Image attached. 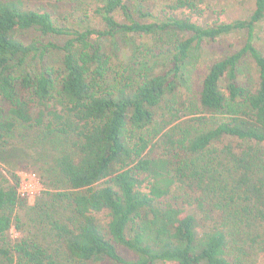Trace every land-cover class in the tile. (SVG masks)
Returning a JSON list of instances; mask_svg holds the SVG:
<instances>
[{
	"label": "trees",
	"instance_id": "trees-1",
	"mask_svg": "<svg viewBox=\"0 0 264 264\" xmlns=\"http://www.w3.org/2000/svg\"><path fill=\"white\" fill-rule=\"evenodd\" d=\"M206 1L71 0L61 20L48 6L0 0V143L39 127L66 185L25 232L19 210L35 207L17 175L0 179L5 264H264V0L229 22L225 11L210 22ZM156 32L176 36L153 56L165 67L111 81L105 41ZM232 34L245 45L197 85L193 50ZM247 56L253 83L241 80ZM13 228L24 236L12 239Z\"/></svg>",
	"mask_w": 264,
	"mask_h": 264
},
{
	"label": "rangeland",
	"instance_id": "rangeland-1",
	"mask_svg": "<svg viewBox=\"0 0 264 264\" xmlns=\"http://www.w3.org/2000/svg\"><path fill=\"white\" fill-rule=\"evenodd\" d=\"M30 7L37 5L48 6L51 11H56L62 20L67 16L68 9L71 13V0H27ZM159 6H168L174 3V0H156ZM207 9L209 21L214 22L218 19V12L225 11L227 21H232L236 18L246 19L255 8V0H207L201 6ZM76 20L77 18H71ZM121 21L124 18H120ZM91 26L101 28V24L97 18L91 20ZM76 28H80L75 23ZM258 37L264 42V27L258 29ZM176 36L171 34L154 33L150 36H142L139 34L119 35L118 40L105 41V48L111 58L112 80L115 78L122 79L125 82H136L139 76L143 73L158 70L159 67H165L166 61L162 57L154 58L155 53L164 51L175 41ZM245 34H232L214 42H204L193 50L191 66L195 73L193 80L198 85L203 74L211 63L220 58L224 53H229L241 49L245 45ZM241 80L247 83H253L256 80L255 62L250 57H245L241 64ZM197 87L193 88L194 90ZM185 95V96H184ZM185 87L182 91L176 92L174 100L176 102L184 101L186 96ZM182 98V99H181ZM176 104V103H174ZM180 104H176L178 107ZM53 107V102L49 103ZM165 107V106H164ZM163 106L158 110L160 120L162 117L169 115L168 108ZM40 108L36 107L34 114L37 115ZM189 113L184 110L181 113V120ZM0 179L12 180L14 175L20 178V188L25 199L29 202V207H35V210L27 215L25 211L19 210L22 218L21 225L25 232H35L38 226L33 224L30 216L35 219L41 213V207L44 206L49 197L59 191H66V185L57 173L55 168L56 151L49 144L42 140V131L36 126H18L14 135L2 146L0 143ZM185 189L177 187L174 189L175 194H183ZM37 204L40 206L38 207ZM189 213H194V210L189 209ZM38 224V223H37ZM13 228L10 232L12 239L22 238L24 232ZM122 253L127 258H131L130 252L122 250ZM0 264H5L0 257ZM104 264H116L112 261H107ZM257 264H260L259 262Z\"/></svg>",
	"mask_w": 264,
	"mask_h": 264
},
{
	"label": "built area",
	"instance_id": "built-area-1",
	"mask_svg": "<svg viewBox=\"0 0 264 264\" xmlns=\"http://www.w3.org/2000/svg\"><path fill=\"white\" fill-rule=\"evenodd\" d=\"M20 193H21V195L23 196V194H22V192H21V188H20ZM24 197V196H23Z\"/></svg>",
	"mask_w": 264,
	"mask_h": 264
}]
</instances>
